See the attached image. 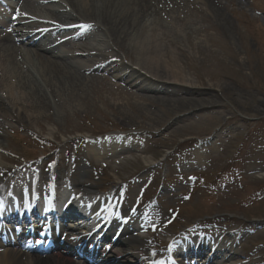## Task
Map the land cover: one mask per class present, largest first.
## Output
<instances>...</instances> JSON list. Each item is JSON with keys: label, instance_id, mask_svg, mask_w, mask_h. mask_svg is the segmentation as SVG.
I'll return each instance as SVG.
<instances>
[{"label": "rangeland", "instance_id": "rangeland-1", "mask_svg": "<svg viewBox=\"0 0 264 264\" xmlns=\"http://www.w3.org/2000/svg\"><path fill=\"white\" fill-rule=\"evenodd\" d=\"M216 1L225 9L226 25L204 22L185 7L176 12L178 22L169 20L187 53L177 57L180 69L192 87L204 92L196 97L198 103H214L213 108L175 113L164 105L152 106L99 73L84 101H74L60 114L52 113L51 121L4 128V164L21 166L25 172L43 158L50 162L49 172L58 155L65 164L70 161L68 153L77 150L78 168H85V141L79 135L94 142L129 136L134 141L129 142L133 147L127 155L97 164L90 161L83 179L87 185L108 188L129 178H146L148 182L139 184V189L148 194L138 195L139 205L159 198L164 211L176 210L175 216L163 213L159 237L192 226L207 228L217 216L240 236L239 246L235 242L240 254L232 264H264V0ZM172 18L170 14L160 22L163 25ZM100 36L97 49L116 59L126 57L124 69L140 68L133 63L134 52L119 51ZM117 86L125 90L123 94L117 95ZM17 98L23 101L21 95ZM155 121L157 127H153ZM47 141L50 150L41 147Z\"/></svg>", "mask_w": 264, "mask_h": 264}, {"label": "bare ground", "instance_id": "bare-ground-1", "mask_svg": "<svg viewBox=\"0 0 264 264\" xmlns=\"http://www.w3.org/2000/svg\"><path fill=\"white\" fill-rule=\"evenodd\" d=\"M30 1L31 6L28 7V11L34 14L33 4L38 0H21V3L25 5ZM198 5L204 7L206 13ZM183 7L199 14L204 22L215 20L224 25L228 24L227 18L222 17L225 12L224 7L216 0H198L191 3L186 0H55V4H48L43 8L51 19L58 23L68 18L96 23L98 29L102 27V35L114 44L113 48L119 51L125 50L127 54L134 52L133 63L140 67V71L138 69L128 71L116 66L115 63L114 65L111 62L112 57H107L102 53L103 51L97 49L95 42L100 36H97V28L94 25L80 35L64 30L61 34L66 36L57 47L44 37L37 39L23 34L20 28L12 30L11 34L15 33V35L0 32V175L4 178L3 181L11 183L12 180L22 179L26 175L20 177L19 170L11 172L14 168L4 164L7 160L3 155L4 128H12L14 125L25 127V123L36 125L45 119L51 121L52 113L60 114V109H68L74 101L83 102L89 88L92 89L94 86L92 81L96 79L95 75L98 72L107 74L113 81H119L127 89H131V93L133 92L132 94L142 102L152 106L164 105L169 110L178 111L175 113L213 108L214 103L213 105L198 103L199 99L196 97L203 96L204 92L190 85L177 60V57L186 56L187 53L183 50V38L176 34L175 26H169L171 23L169 20L178 22L176 12ZM170 14H173L174 18L167 19L162 25L161 19L167 18V15L169 17ZM19 19L22 20V17ZM211 29L216 31L213 27ZM185 40L184 42L190 46V41L187 38ZM140 72L148 80L140 81L136 77ZM115 89L117 95L125 91L118 86ZM146 93L158 98L153 100V97L145 95ZM18 95L23 97V101L18 100ZM55 101L58 103H54ZM194 104L198 105L193 106ZM49 123L54 124L53 121ZM157 125L158 122L154 123L153 127ZM51 133L52 131L49 130V136H52ZM127 141L125 138H113L105 144H102V141L91 142L85 145L83 151L89 160L97 164L126 155L133 147L124 146ZM136 150L142 151L141 147H137ZM52 172V176H56L58 172L63 176L67 173L64 167L61 169L57 167ZM86 174L87 172L83 171L80 179L85 178ZM6 176L8 178H5ZM36 178L32 175L28 177V181L32 182ZM4 188L5 184L0 183V193L3 194ZM83 198L90 202L94 199L88 193L84 194ZM120 211L129 217L128 225L126 224V227L120 231L118 240L110 239L106 244L108 246L116 244L118 253L109 251L101 264H136L130 256L132 254L122 249L138 245L143 241L136 236L124 237L132 234L135 228L151 226L154 220L149 218L148 214L141 218L133 215L131 211ZM106 230L111 231L112 227ZM153 235L154 233L151 234ZM104 237L107 239L109 232H106ZM18 240H14V244L8 242L7 245L0 242V264H86L82 260L70 258L59 252L45 256L29 254L24 249L16 248L15 244ZM182 247L184 246L178 248L188 251L180 254L178 261L192 258L193 260L187 264H195L202 259H211L212 262L222 264L226 257H229L227 260H231L237 254L231 241L210 244L202 238L197 248ZM208 248L211 254L205 256ZM136 249L142 252L140 258L149 255L150 251L141 246ZM96 258L102 257L97 255ZM138 264H149V262L142 259L138 260Z\"/></svg>", "mask_w": 264, "mask_h": 264}, {"label": "snow or ice", "instance_id": "snow-or-ice-1", "mask_svg": "<svg viewBox=\"0 0 264 264\" xmlns=\"http://www.w3.org/2000/svg\"><path fill=\"white\" fill-rule=\"evenodd\" d=\"M84 27H87V26H84Z\"/></svg>", "mask_w": 264, "mask_h": 264}]
</instances>
